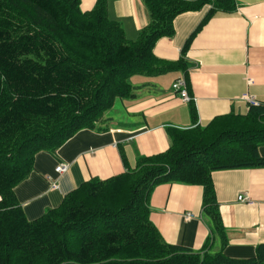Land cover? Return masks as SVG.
Returning a JSON list of instances; mask_svg holds the SVG:
<instances>
[{"label":"trees","instance_id":"16d2710c","mask_svg":"<svg viewBox=\"0 0 264 264\" xmlns=\"http://www.w3.org/2000/svg\"><path fill=\"white\" fill-rule=\"evenodd\" d=\"M150 20L129 39L108 15V0L83 10L80 0H0V264H264V242L251 257L227 255L226 233L211 172L264 165V102L244 113L166 128L170 144L139 155L134 167L91 177L61 202L28 218L14 191L33 168L37 151L54 152L81 128L104 130L116 99L135 96L133 74L181 69L197 31L237 0H143ZM209 8L176 60L154 54L155 41L174 32L173 18ZM124 157V156H123ZM203 186V209L221 247L167 242L149 217L148 196L162 182Z\"/></svg>","mask_w":264,"mask_h":264},{"label":"crops","instance_id":"0c3cea01","mask_svg":"<svg viewBox=\"0 0 264 264\" xmlns=\"http://www.w3.org/2000/svg\"><path fill=\"white\" fill-rule=\"evenodd\" d=\"M95 1L80 0V7L91 9ZM208 8L206 4L177 14L173 34L155 41L154 54L164 60L178 59ZM107 11L129 39L136 38L150 20L143 0H108ZM186 60L187 89L199 124L217 115L246 112L245 93L264 99V0H237L235 10L215 11L194 35ZM183 75L181 69L133 74L135 96L115 100L108 111L111 118L99 123L104 130L81 128L54 152L37 151L32 170L14 187L26 216L32 219L57 206L88 178L122 172L134 167L139 155L165 150L170 144L168 126L186 128L194 123L191 101L181 99L172 88L173 80ZM258 152L264 156V144ZM59 162L68 163L61 173L54 170ZM211 177L226 233L223 252L237 258L253 256L256 246L264 242V165L216 169ZM55 179L57 185H50ZM238 193L250 195L255 202L237 200ZM202 195L203 186L196 183L170 181L153 187L149 217L167 242L196 250L221 247L203 209ZM188 212L190 217H185Z\"/></svg>","mask_w":264,"mask_h":264},{"label":"built area","instance_id":"2783aa9c","mask_svg":"<svg viewBox=\"0 0 264 264\" xmlns=\"http://www.w3.org/2000/svg\"><path fill=\"white\" fill-rule=\"evenodd\" d=\"M174 87L180 89V93L183 96V98H188V94H187V91H186V83H185V80L184 79H178L174 83ZM244 99H246L247 101H249L251 104H258L260 102L254 96L249 95V94H244ZM66 167H67L66 164H58V165H56L55 170H57V171H63V170L66 169ZM53 185L55 186L56 185V182H53ZM238 197H239V199H242V200H245L246 199L247 201H249L248 197H245L243 195H239ZM189 215L190 214L187 213L186 216L188 217Z\"/></svg>","mask_w":264,"mask_h":264},{"label":"rangeland","instance_id":"374dc122","mask_svg":"<svg viewBox=\"0 0 264 264\" xmlns=\"http://www.w3.org/2000/svg\"><path fill=\"white\" fill-rule=\"evenodd\" d=\"M118 109H120L119 107H117ZM122 109V108H121Z\"/></svg>","mask_w":264,"mask_h":264}]
</instances>
